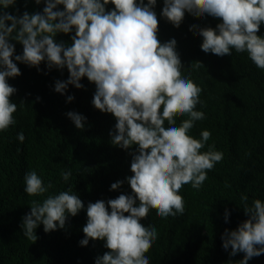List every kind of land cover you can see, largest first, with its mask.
I'll list each match as a JSON object with an SVG mask.
<instances>
[{
    "label": "clouds",
    "instance_id": "obj_1",
    "mask_svg": "<svg viewBox=\"0 0 264 264\" xmlns=\"http://www.w3.org/2000/svg\"><path fill=\"white\" fill-rule=\"evenodd\" d=\"M163 2L161 15L176 28L186 12L222 21L216 28L190 26L189 30L202 38L204 53L224 57L232 55L233 49L246 52L254 65L264 70V37L257 34L264 24V0ZM16 3L0 0V132L16 124L13 114L18 105L11 97L17 89L8 78L22 75L13 60L16 49L10 39L23 45V53L15 55V61L37 70L45 61L49 70L67 68L69 78L56 81L57 93L65 94L69 85L84 88V77L94 83L92 104L116 118L111 144L124 150L138 147L130 152L133 175L126 178L132 194H120L107 202H89L85 236L79 243L88 246L90 240L105 241L109 251L98 256L95 264H150L146 253L158 239V232L153 225L145 227L141 220L152 209L165 220L184 215L183 186L200 190L208 171L223 159L214 144L201 151L211 138L210 131L203 130L200 139L189 134L196 121L206 118L203 111L196 110L203 89L183 76L177 41L159 40V20L154 10L157 0H35L37 5L45 4L42 13L25 11L16 16L5 11ZM109 4L114 5L112 10L106 7ZM58 5L64 9L58 10ZM73 30L70 46L56 41L58 33L70 34ZM202 65L196 61L192 68ZM74 99L67 97L68 102ZM66 115L77 129L85 128V116L74 111ZM184 116L188 118L177 126V117ZM17 139L24 142L22 131ZM60 175L67 182L72 173L61 171ZM124 183H113L111 190L120 189ZM24 184L30 197H45L42 201L33 199L30 213L22 218L23 235L30 241H37L35 230L39 225L44 226L45 233L64 229L68 217L85 208L71 188L45 196L54 186L45 184L35 170L25 174ZM247 201L248 196L242 195L243 210L249 218L235 230L226 229L222 236V247L226 251L231 248L230 256L245 254L238 264H248L264 254V201L255 199L251 205ZM228 216L226 211V222Z\"/></svg>",
    "mask_w": 264,
    "mask_h": 264
},
{
    "label": "trees",
    "instance_id": "obj_2",
    "mask_svg": "<svg viewBox=\"0 0 264 264\" xmlns=\"http://www.w3.org/2000/svg\"><path fill=\"white\" fill-rule=\"evenodd\" d=\"M44 7L35 0H17L5 11L22 16L25 11L42 13ZM106 7L112 10L114 5ZM163 7V0H157L154 10L159 20L158 38L161 43L173 38L177 41L183 76L203 89L196 110L203 111L206 118L196 121L189 134L200 139L203 130L210 131L211 138L201 151L214 144L223 159L208 171L200 190L183 186L180 194L185 201L184 215L165 220L152 209L141 220L145 227L153 225L158 232V239L146 255L150 264H238L245 254L230 256L231 248L226 251L222 247V236L226 229L235 230L249 218L243 210L242 195L248 196V205L255 199L264 201V70L258 69L246 52L236 53L233 49L232 55L219 57L201 50L202 38L190 31V26L216 28L221 20L197 18L186 12L176 28L161 15ZM63 9L58 5V10ZM74 34L75 30L58 33L55 39L70 46ZM257 34L264 37V24ZM10 43L15 44L14 57L22 55L23 45L11 39ZM14 57L22 75L8 78L17 89L11 97L18 105L13 114L16 124L0 132V264H95L96 258L109 250L104 247L105 241L90 240L88 246L79 243L85 236L87 205L132 194L126 178L133 175L130 152L138 146L124 150L111 144L110 132L116 118L94 107L96 86L87 77L81 80L84 88L69 85L66 93L60 94L55 91V83L69 78L66 67L62 71L49 70L45 61L37 70ZM196 61L203 65L194 70L192 64ZM68 96L75 99L68 102ZM70 111L87 118L83 130L66 115ZM187 118L177 117V126ZM21 131L23 143L17 139ZM31 170L45 184H53L45 196L71 188L85 205L78 215L68 217L64 229L45 233L44 226L39 225L36 242L28 240L21 228L22 218L31 211L30 202L45 198L25 193L24 176ZM68 170L72 175L65 182L60 173ZM121 180L125 181L121 188L111 190V185ZM248 264H264V254L253 257Z\"/></svg>",
    "mask_w": 264,
    "mask_h": 264
}]
</instances>
